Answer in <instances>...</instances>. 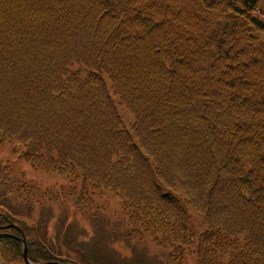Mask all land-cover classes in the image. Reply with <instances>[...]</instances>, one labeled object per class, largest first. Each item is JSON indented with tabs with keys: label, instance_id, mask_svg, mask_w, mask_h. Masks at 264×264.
Returning <instances> with one entry per match:
<instances>
[{
	"label": "trees",
	"instance_id": "trees-1",
	"mask_svg": "<svg viewBox=\"0 0 264 264\" xmlns=\"http://www.w3.org/2000/svg\"><path fill=\"white\" fill-rule=\"evenodd\" d=\"M259 3L0 0V137L36 168L76 167L115 191L174 249L170 264L190 246L196 264H264ZM190 205L208 224L199 235ZM13 219L0 212V225ZM21 225L31 260L58 258ZM0 240L21 254L16 238Z\"/></svg>",
	"mask_w": 264,
	"mask_h": 264
},
{
	"label": "rangeland",
	"instance_id": "rangeland-1",
	"mask_svg": "<svg viewBox=\"0 0 264 264\" xmlns=\"http://www.w3.org/2000/svg\"><path fill=\"white\" fill-rule=\"evenodd\" d=\"M259 7L264 9V0H260ZM120 112L125 127L131 129L133 113L122 107ZM25 148L0 137V212L13 216L10 224L15 223L21 230V222L36 227L40 239L58 257L34 262L170 264L169 255L174 249L154 241L142 223H133L115 191L87 180L76 167H67L63 174L36 168L24 158ZM176 191L185 200L184 192L179 188ZM189 209L199 235L208 224L193 206ZM15 231L18 234L12 229L21 236L19 230ZM2 243L0 240V264H26L22 246L21 254L16 250V255ZM186 252L189 259L185 264H196V247H187Z\"/></svg>",
	"mask_w": 264,
	"mask_h": 264
},
{
	"label": "water",
	"instance_id": "water-1",
	"mask_svg": "<svg viewBox=\"0 0 264 264\" xmlns=\"http://www.w3.org/2000/svg\"><path fill=\"white\" fill-rule=\"evenodd\" d=\"M12 226H15V225L13 224V225H10V226H0V229L12 227ZM3 236H5V235L0 234V237H3ZM6 236H9V235H6ZM17 239L19 241H21L22 244H23V257H24V260H25L26 264H68V263H64V262H60V261H45L43 263L34 262L28 256V247H27L26 237H25L24 233H22L21 237H17Z\"/></svg>",
	"mask_w": 264,
	"mask_h": 264
},
{
	"label": "flooded vegetation",
	"instance_id": "flooded-vegetation-1",
	"mask_svg": "<svg viewBox=\"0 0 264 264\" xmlns=\"http://www.w3.org/2000/svg\"><path fill=\"white\" fill-rule=\"evenodd\" d=\"M5 232H6V231H5ZM7 232L10 233V234H12V235H16V234H14V233L12 232V229L8 230Z\"/></svg>",
	"mask_w": 264,
	"mask_h": 264
}]
</instances>
